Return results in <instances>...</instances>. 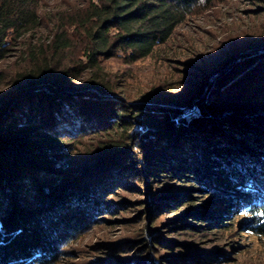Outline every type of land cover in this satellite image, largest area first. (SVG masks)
<instances>
[{
	"label": "trees",
	"instance_id": "obj_1",
	"mask_svg": "<svg viewBox=\"0 0 264 264\" xmlns=\"http://www.w3.org/2000/svg\"><path fill=\"white\" fill-rule=\"evenodd\" d=\"M226 1L0 0V264L63 263L118 222L144 232L78 264H193L164 232H231L233 217L264 237V34L241 48L225 37L215 68L136 97L107 65L153 58Z\"/></svg>",
	"mask_w": 264,
	"mask_h": 264
},
{
	"label": "rangeland",
	"instance_id": "obj_2",
	"mask_svg": "<svg viewBox=\"0 0 264 264\" xmlns=\"http://www.w3.org/2000/svg\"><path fill=\"white\" fill-rule=\"evenodd\" d=\"M263 27L264 0H228L219 3L213 9L186 23L178 30L175 39L169 46L170 48L161 49L153 58L130 67H124L116 61H110L107 65L112 72L116 73L126 69L127 79L124 81L121 78L122 81H120L119 85L128 89L133 97L151 92L153 88H162L165 84L168 88L171 86L179 88L183 86L181 80H187L189 77L181 69L187 71L192 69L198 73L199 68L206 69L205 67L209 66L212 70L218 65L222 57L232 52L231 43L222 45L221 39L229 37V42L233 41L234 47L241 48L246 46L247 42L252 41V38L255 40L257 36L264 34ZM248 29H250L251 33H246ZM212 53L213 55L210 56ZM202 55L203 57L205 56V61H201L200 56ZM171 59L191 61L192 67L175 64ZM17 62L16 57L12 56L7 62L3 63V66L6 67L7 71L13 72L18 68ZM193 64L197 66L193 67ZM175 66L180 69L177 70ZM121 94H123L122 91ZM170 184H174V182L170 181ZM179 184L182 183L179 182ZM179 184L175 183V188H179ZM186 184L190 183H183L182 185ZM130 193L135 196L134 192ZM199 195L203 196L205 194L201 193ZM157 196L160 195L157 194ZM135 197L142 198L140 195ZM145 198L144 196L143 199ZM183 212L182 210L181 213ZM171 215L164 211L159 217L160 220L168 223L166 217ZM233 220H236L237 223H235L231 232L229 230L219 232L210 229L208 233L202 235L197 231L190 230L188 232L187 228L184 227L170 231L167 235L164 232V235L171 236L177 241L176 243H184L189 246L191 248L190 252L188 249L183 248L177 254L186 255L189 259H193V264L202 263L203 259H206V264H264V237L250 235L241 228V224L246 221L245 217H233ZM125 224L126 222H118L117 225L110 229L101 227L89 230L74 245L73 251L75 253L64 257L63 263L60 264H78L89 262L100 256L106 257L102 253H97V250L92 245L101 240L106 242L120 241L144 232V223L140 225L130 223L132 227ZM198 234L201 235L198 236ZM143 238L150 241L149 234L143 235ZM212 253L216 254L217 257H228V261L222 260L220 263H216L212 259L207 258V255ZM169 254L164 253L165 256ZM165 264L169 263L165 262Z\"/></svg>",
	"mask_w": 264,
	"mask_h": 264
},
{
	"label": "water",
	"instance_id": "obj_3",
	"mask_svg": "<svg viewBox=\"0 0 264 264\" xmlns=\"http://www.w3.org/2000/svg\"><path fill=\"white\" fill-rule=\"evenodd\" d=\"M229 114H231L230 111H224L223 113L219 114V116L221 117V116H226V115H229Z\"/></svg>",
	"mask_w": 264,
	"mask_h": 264
}]
</instances>
